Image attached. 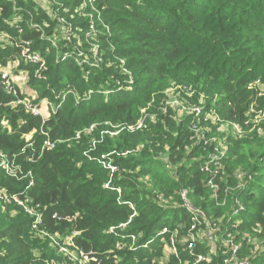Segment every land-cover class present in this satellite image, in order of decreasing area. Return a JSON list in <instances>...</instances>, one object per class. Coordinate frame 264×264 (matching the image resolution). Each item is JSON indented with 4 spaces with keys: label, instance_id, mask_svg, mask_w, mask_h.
<instances>
[{
    "label": "trees",
    "instance_id": "trees-1",
    "mask_svg": "<svg viewBox=\"0 0 264 264\" xmlns=\"http://www.w3.org/2000/svg\"><path fill=\"white\" fill-rule=\"evenodd\" d=\"M59 1L70 10L79 5V0ZM18 5L28 6L36 21L43 20L31 2L18 0ZM98 5L114 34L116 54L126 59L133 75L131 89L109 95L104 84L122 74L108 67L86 74L73 58L58 59L40 30L28 26L26 9L18 13L19 33L11 22L17 15L13 2L0 0V29L22 41L20 45L31 40V49L46 60L44 66L28 63L20 46L0 43V67L20 58L29 86L56 104L42 120L12 108L14 96L0 87V150L34 176V184L25 189L27 179L9 177L0 167V186L41 204L49 231H80L77 243L101 264H165L166 239L177 229L186 233L193 223L192 210L184 206L185 189L191 206L221 230L238 198L245 207L228 222V231L243 256L260 245L250 264H264V122L262 133L232 138L226 176L215 178L225 205L213 200L199 159L208 151L191 141L190 118L177 119L171 111L148 121L143 130L126 127L137 123L143 108L155 109L164 90L176 84L205 94L208 102L217 96L219 112L230 121L242 122L253 101L264 105V0H98ZM46 140L55 147L45 146ZM103 162H111L117 171L112 174ZM239 167L253 178L245 189L225 196L222 189L236 184ZM165 227L169 232L156 236ZM129 234L140 236L136 250L125 247L130 238L120 236ZM179 251L170 264H192L209 248L199 242L193 255L187 246L180 245ZM226 256L218 251L211 262L198 264H224ZM58 259L49 241L31 231L29 214L0 202V264H58Z\"/></svg>",
    "mask_w": 264,
    "mask_h": 264
},
{
    "label": "built area",
    "instance_id": "built-area-1",
    "mask_svg": "<svg viewBox=\"0 0 264 264\" xmlns=\"http://www.w3.org/2000/svg\"><path fill=\"white\" fill-rule=\"evenodd\" d=\"M9 1L13 2L17 13L11 22L15 24L19 33L23 32V27L20 25L22 16L18 13L19 10L25 8L31 16L28 26L40 30V38L49 41L56 48L58 59L66 60L73 58L84 69H87L86 74L96 67L113 68L114 71L122 74L116 78L110 76L111 82L107 84L112 83L114 86L113 92H115L116 87L119 90L131 89V84L133 83L132 72L127 66L126 59L116 54L117 45L111 39L114 34L109 24L103 18V12L98 5V0H79V5L74 10H70V5H65L59 0H26L27 4L31 2L35 10L41 11L44 15L42 21L35 20L34 12L28 9V6H19L18 0ZM21 42L18 39H14L8 31L0 29L1 45L20 46V56L24 61L41 66L46 64V60L42 56L43 53L31 49V40L23 41L22 45H20ZM20 62L21 59L19 58L11 60L5 66L0 67V87L5 93L14 96V100L9 103L12 108H22L26 113L41 116L42 120H46L56 110V104H52L47 98H40L39 96L36 99L35 97L32 99V93H25V88H32L29 86V72L20 67ZM9 67L13 68V72ZM257 85L261 86V83ZM103 92L106 95L110 93V91L105 92L104 90ZM91 93L89 92V95ZM44 102L50 104L51 109L48 114L43 110ZM217 102V96L211 102H208V97L205 94L200 93L198 95L192 87L176 84L166 91L165 97L163 95L160 105L156 108V113L149 111V115L154 114L156 117L167 116L173 111L177 119L190 118L189 130L191 132V141L194 145L208 151L206 156L199 159L202 161V170L208 176L207 185L213 191V200L217 205H225L226 198L221 196V185L215 178L218 174L222 173L221 180L224 179V175L226 174L225 160L232 145V138H244L254 130L262 133V122L257 128L256 119L258 117L256 119L253 118V113L260 107L257 101H253L249 105L246 111V118L242 122L227 120L219 112ZM156 119H146L140 116L136 124L127 125L126 127L132 131L143 130L147 128L150 124L149 122H155ZM4 124L7 125V121H4ZM44 144L49 148L55 147V143L50 140H46ZM103 165L108 166L112 174L118 169L111 162H103ZM0 167L9 177L18 180L27 179L28 182L25 185V189L34 184L33 173L31 171L24 172L22 167L16 165L9 155L2 150H0ZM245 170V168L239 167L235 174L236 184H229L222 189L225 196L230 191L243 190L249 185L253 175L248 174ZM186 195L187 190L185 189L183 190L184 206L192 210L193 223L186 233L180 232L177 229L169 235V238L165 241V253L161 259L162 262L170 264L169 259L171 256L179 258L180 245L187 246L188 251L193 255L197 243L200 242L206 244L209 252L206 254L198 253L192 264L204 261L211 262L218 251L227 255L224 258V264H250V257L259 254L260 245L256 246L255 249H251L250 255H241V247L238 243L234 242L232 233L228 231L227 225L230 220L244 209V204L236 198L235 203L237 207L233 209V212L229 216L225 217L226 223L222 226L223 230H221L217 222L209 218L204 212L192 207ZM0 202L4 205L16 204L30 215L31 231L36 237L49 241L50 246L55 249L59 258L58 264H101V261L95 258L92 252L85 251L77 243L76 237L80 234V231L72 229L62 232L61 230L49 231L46 229L44 226V208L41 204L22 199L18 192H12L6 186H0ZM52 216L57 221L60 219L58 212H55ZM69 220L71 219L69 218ZM110 231H114V227H111ZM168 232V228L165 227L156 236ZM120 236L121 238H130L125 247L133 250L140 247V244H138L140 236L135 234ZM151 241L143 244V246L147 247ZM118 246L123 248L124 244H118ZM180 264L186 263L181 262Z\"/></svg>",
    "mask_w": 264,
    "mask_h": 264
},
{
    "label": "rangeland",
    "instance_id": "rangeland-1",
    "mask_svg": "<svg viewBox=\"0 0 264 264\" xmlns=\"http://www.w3.org/2000/svg\"><path fill=\"white\" fill-rule=\"evenodd\" d=\"M9 69L13 72V68L12 67H9ZM171 87L169 86L167 89H165L164 90V97L166 96V91L168 90V89H170ZM129 89V88H128ZM103 90L106 92V91H110V93H108V94H111V93H113V91H114V86L112 85V84H105L104 85V87H103ZM119 90V88L118 87H116L115 88V91H118ZM125 90H127V89H125ZM120 91H124V90H120ZM32 93V99H34V97H35V99L37 98V96H39V94H38V92L37 91H35V90H32V89H28V88H25V93ZM36 92V93H35ZM38 94V95H37ZM52 104H54V103H52ZM260 104V103H259ZM160 105V103L159 104H157L156 106H155V109H153V108H151V109H149V108H147V109H142V111H141V117H145L146 119H148V118H150V119H156V118H158V117H160V116H155L154 114H152V115H149V111H151V112H153V113H156V108L158 107ZM49 107V109H48V107ZM262 108H264V105H261L260 104V107L258 108V110L256 111V112H254L253 113V118L254 119H256L257 117V121H256V125H257V128L260 126V123L262 122H264V109H262ZM51 109V107H50V104H47L46 102H44L43 103V110H44V112L46 113V114H48L49 113V110ZM144 110V111H143ZM146 113H148V114H146ZM160 114V113H159ZM261 123V124H262Z\"/></svg>",
    "mask_w": 264,
    "mask_h": 264
}]
</instances>
